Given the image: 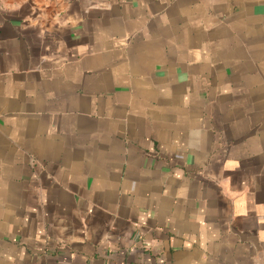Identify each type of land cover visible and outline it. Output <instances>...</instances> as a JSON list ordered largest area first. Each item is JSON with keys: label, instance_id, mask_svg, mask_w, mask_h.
<instances>
[{"label": "crops", "instance_id": "crops-1", "mask_svg": "<svg viewBox=\"0 0 264 264\" xmlns=\"http://www.w3.org/2000/svg\"><path fill=\"white\" fill-rule=\"evenodd\" d=\"M0 264H264V0H0Z\"/></svg>", "mask_w": 264, "mask_h": 264}]
</instances>
